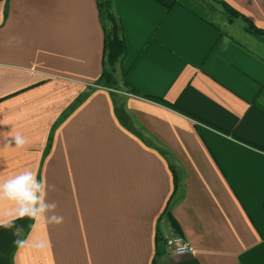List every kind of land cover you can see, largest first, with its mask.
Listing matches in <instances>:
<instances>
[{
  "label": "crops",
  "instance_id": "0c3cea01",
  "mask_svg": "<svg viewBox=\"0 0 264 264\" xmlns=\"http://www.w3.org/2000/svg\"><path fill=\"white\" fill-rule=\"evenodd\" d=\"M177 1L110 0L107 90L96 0H0V178L37 171L64 217L15 221L43 252L0 228V264H264V0Z\"/></svg>",
  "mask_w": 264,
  "mask_h": 264
},
{
  "label": "clouds",
  "instance_id": "9594fccd",
  "mask_svg": "<svg viewBox=\"0 0 264 264\" xmlns=\"http://www.w3.org/2000/svg\"><path fill=\"white\" fill-rule=\"evenodd\" d=\"M11 143L16 149H23L28 144L27 138L16 133L11 137ZM55 191L43 176L38 177L37 171L25 168L7 178H0V209L7 205V209L0 212V228L14 229L15 245L18 249L45 251L51 247L47 238H33L23 236V228L16 226L15 221L28 218L36 223H45L48 226L59 227L64 223V217L58 213V203L48 199L49 192ZM167 244L177 246L179 254L190 251L180 237L168 238Z\"/></svg>",
  "mask_w": 264,
  "mask_h": 264
},
{
  "label": "trees",
  "instance_id": "16d2710c",
  "mask_svg": "<svg viewBox=\"0 0 264 264\" xmlns=\"http://www.w3.org/2000/svg\"><path fill=\"white\" fill-rule=\"evenodd\" d=\"M100 24L104 32V59L103 71L95 87L114 90L116 88L113 73L117 61L124 53V45L119 38V27L111 13L110 0H96ZM177 4L189 12L199 16L207 7L201 0H178ZM228 21L231 22L230 17ZM252 36L262 38L264 35L258 31H249ZM80 101V100H79ZM176 184V181H175Z\"/></svg>",
  "mask_w": 264,
  "mask_h": 264
},
{
  "label": "built area",
  "instance_id": "2783aa9c",
  "mask_svg": "<svg viewBox=\"0 0 264 264\" xmlns=\"http://www.w3.org/2000/svg\"><path fill=\"white\" fill-rule=\"evenodd\" d=\"M176 237H180L182 242L184 244L188 245L190 251L186 252L185 254H179L178 251H177V246L175 244H173L171 247H169L168 244L166 243V245L172 250L173 254L176 255V256H179V257L192 255L193 254V249L190 247V245L181 236H176Z\"/></svg>",
  "mask_w": 264,
  "mask_h": 264
}]
</instances>
